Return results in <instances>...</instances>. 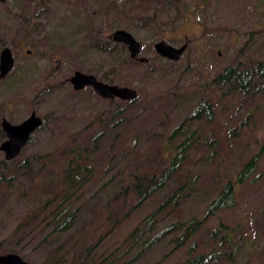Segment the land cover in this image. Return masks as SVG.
<instances>
[{
	"label": "rangeland",
	"instance_id": "1",
	"mask_svg": "<svg viewBox=\"0 0 264 264\" xmlns=\"http://www.w3.org/2000/svg\"><path fill=\"white\" fill-rule=\"evenodd\" d=\"M127 2H116V8L110 0H0V52L9 48L15 61L0 79V115L16 125L35 112L43 122L17 158L6 161L0 151V164L15 168L27 158L32 166V179L0 187V255L15 250L29 264H47L50 249L61 244L71 263L82 245L99 241L88 264H183L192 256V241L176 248L175 236L144 251L158 230L126 242L160 196L134 208L136 200L125 187L143 168L166 160L168 134L194 112L199 96L209 92L208 82L228 66L253 71L264 64V0ZM118 29L134 36L147 62L132 60L126 47L112 42ZM159 41L187 48L170 61L156 54ZM76 71L132 88L137 99L128 106L91 88L75 91L68 80ZM217 91L212 121H192L171 140V155L188 135L216 147L196 144L190 151L185 164L198 176V193L186 196L178 216L201 218L210 183L215 182L212 188L225 183L261 152L254 173L236 187L234 207L208 220L195 240L203 252L214 246L221 251V259L210 264H264V92L243 98ZM117 107L114 122L123 121L103 131ZM68 164L76 174L69 189ZM51 187L72 194L77 213L72 230L51 236L53 227L44 221L30 235L17 233L36 196ZM171 222L167 217L159 229ZM220 224L225 229L219 236L228 239L211 243L209 233Z\"/></svg>",
	"mask_w": 264,
	"mask_h": 264
},
{
	"label": "trees",
	"instance_id": "2",
	"mask_svg": "<svg viewBox=\"0 0 264 264\" xmlns=\"http://www.w3.org/2000/svg\"><path fill=\"white\" fill-rule=\"evenodd\" d=\"M119 1L124 4L128 3L127 0H110L112 5L116 8H118V3L116 2ZM139 1L141 0H137V3L141 5L142 2ZM132 3L135 4V2ZM105 45H108V43L105 42ZM206 88L209 92H207V95L204 97L202 95L199 96L198 105L194 112L168 134L166 138L167 144L165 145V148L168 149V154L164 156L166 160L162 161L161 164L143 168V172L135 174L125 187L126 193L133 195L136 200L134 208L140 207L154 196H160L157 206L142 220V228H135L126 239V242H131L133 239L134 242L144 236L146 232L157 230L158 232L153 240L149 241L143 248L144 251L167 236H175L174 242L176 243V248L183 247L187 245L189 241H192L189 249L192 250L193 254L188 257L183 264H210L221 259L222 253L215 246L213 248L214 250H210L211 252H203L202 246H198L195 240V235L199 233L205 227L208 220L216 216V214L234 207L236 204V187L243 184L254 173L258 164L259 154H261V152H259L251 157L239 172H237L234 177L229 178L225 183L214 186L213 188L212 184L215 182L210 183V189H207L203 195L205 200L209 198L210 201L203 211V216L201 218L191 217L184 219L178 216L180 215L181 203L185 201L186 196L198 193V176L193 174L188 164L185 163L194 145L199 144V136L193 138L194 136L188 135L186 139L173 148L174 153L172 155L171 140L184 134L183 132L187 130V124L192 121L199 120L204 123L212 121L218 103L217 88L228 89L232 94H240L243 98H248V96L257 94L258 92H264V64H257L253 71L251 68L243 69L240 65L228 66L223 72L219 73L208 82ZM131 103L132 102H127V105L130 106ZM116 109L117 110H114L109 118L105 119L106 122L103 131L112 130L119 122L123 121V119H117V121L114 122L116 116L121 111L119 107ZM99 135L93 136L91 142L92 139H96ZM213 137L215 138L214 135ZM199 146H209V148L213 146V149H216L215 144H212V142L205 138L201 144L195 147ZM74 163L75 167L79 165L78 160H75ZM10 165L11 164L7 162H2L0 164V187L11 186L14 181H18L21 177L32 179V166L29 164V159L26 158L21 164H16L15 168L10 167ZM72 168V164L66 166L68 189L70 187L69 184L76 178V174L72 173ZM31 183L34 182L31 180ZM72 205V194L69 193L68 190L67 192H59V190L53 187L44 188L41 190V194L36 196L32 208L19 220L16 231L17 233L30 235L37 226L45 221L53 227L49 235L65 234L72 230L74 227L73 224L77 219V213L72 209ZM167 217L172 218L173 222L159 229V225L164 222ZM222 229H225V227L220 224L218 228L209 233L211 243L216 242L218 238L221 239L220 242L222 241V243H225L224 239L228 238L219 236ZM99 243L100 242L97 241L85 244L84 246L82 245V250L76 255L74 262L71 263L66 260V252L62 249L64 246L60 244L50 249L47 264H88L92 260L93 254L98 248ZM209 246L212 248L211 245ZM16 252L15 250L10 251V253L18 255L19 253ZM135 258H137V256H134L133 260ZM130 263L131 262H128V264Z\"/></svg>",
	"mask_w": 264,
	"mask_h": 264
},
{
	"label": "water",
	"instance_id": "3",
	"mask_svg": "<svg viewBox=\"0 0 264 264\" xmlns=\"http://www.w3.org/2000/svg\"><path fill=\"white\" fill-rule=\"evenodd\" d=\"M26 1L32 2L33 0ZM111 40L126 47L132 60H137L139 63L148 61L146 58L139 57L141 44L130 32L122 29L115 30ZM186 48L187 43L178 48L169 45L165 41H159L154 44L156 54L170 61H178ZM14 64L15 61L11 50L9 48L2 49L0 52V79L5 78L13 70ZM57 65L59 67L60 62H57ZM68 81L73 90L80 91L84 88H91L97 96L106 100L116 99L124 102H133L137 99V92L132 88L108 85L97 80L95 76L82 72L76 71ZM42 123V119L35 112H32L28 118L16 125L3 118L0 125L5 133L6 140L1 143L0 151L4 153V159L12 161L17 158L23 148L30 142L31 135L41 127ZM0 264L29 263L15 253H7L0 255Z\"/></svg>",
	"mask_w": 264,
	"mask_h": 264
},
{
	"label": "flooded vegetation",
	"instance_id": "4",
	"mask_svg": "<svg viewBox=\"0 0 264 264\" xmlns=\"http://www.w3.org/2000/svg\"><path fill=\"white\" fill-rule=\"evenodd\" d=\"M6 77H7V76H6ZM3 79H4V78H3ZM68 82H69V81H68ZM0 119H1V120L3 119V118L1 117V115H0ZM4 119H5V118H4ZM1 120H0V124H1ZM0 131L3 132L2 128H1V125H0ZM3 133H4V132H3ZM3 135H5V133H4ZM5 140H6V136H5ZM5 140H4V141H5ZM0 145H1V144H0Z\"/></svg>",
	"mask_w": 264,
	"mask_h": 264
}]
</instances>
